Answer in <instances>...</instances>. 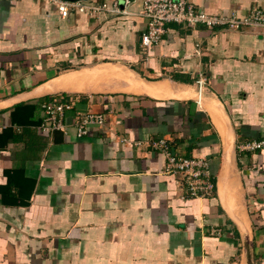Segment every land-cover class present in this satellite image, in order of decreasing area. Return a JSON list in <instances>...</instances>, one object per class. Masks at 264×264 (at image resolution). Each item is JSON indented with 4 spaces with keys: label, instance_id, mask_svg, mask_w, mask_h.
<instances>
[{
    "label": "crops",
    "instance_id": "0c3cea01",
    "mask_svg": "<svg viewBox=\"0 0 264 264\" xmlns=\"http://www.w3.org/2000/svg\"><path fill=\"white\" fill-rule=\"evenodd\" d=\"M81 1L106 8L0 0V264H264V149H238L264 138V25L172 23L144 45V0ZM53 96L73 102L65 130L41 127ZM76 110L104 127L78 136ZM159 139L209 161L211 197L186 196Z\"/></svg>",
    "mask_w": 264,
    "mask_h": 264
},
{
    "label": "built area",
    "instance_id": "2783aa9c",
    "mask_svg": "<svg viewBox=\"0 0 264 264\" xmlns=\"http://www.w3.org/2000/svg\"><path fill=\"white\" fill-rule=\"evenodd\" d=\"M57 4L59 13L68 17L73 11L95 12L105 9V5L88 4L81 0H48ZM115 9L120 10L118 7ZM141 15L148 19L147 30L142 34V43L151 45L158 43L168 26L172 23L187 27L203 25L212 29L244 30L258 25H264V9L254 7L245 16L236 13H208L199 9L191 0H144ZM207 77L201 74L198 83L201 104L203 91L206 88ZM45 116L41 123L43 130H65L64 116L74 108L73 102L64 98H54L43 104ZM74 126L78 136L88 133L91 126L104 127L106 115L92 110H76L73 116ZM127 141V139H124ZM129 141V139H128ZM140 142H137L139 144ZM156 149L166 155V171L173 173L179 184L185 188L188 197L209 198L214 194L215 181L210 171L209 161L205 157H185L170 150L167 139L152 142ZM238 149L244 152H253L264 149V138L249 140L239 144Z\"/></svg>",
    "mask_w": 264,
    "mask_h": 264
},
{
    "label": "trees",
    "instance_id": "16d2710c",
    "mask_svg": "<svg viewBox=\"0 0 264 264\" xmlns=\"http://www.w3.org/2000/svg\"><path fill=\"white\" fill-rule=\"evenodd\" d=\"M53 97H54V98H57L56 96H53ZM53 97H49V98H51V99H52Z\"/></svg>",
    "mask_w": 264,
    "mask_h": 264
},
{
    "label": "bare ground",
    "instance_id": "6f19581e",
    "mask_svg": "<svg viewBox=\"0 0 264 264\" xmlns=\"http://www.w3.org/2000/svg\"><path fill=\"white\" fill-rule=\"evenodd\" d=\"M193 157V156H192ZM36 203V202H35ZM40 203V202H39ZM15 206V205H14ZM56 238V237H55Z\"/></svg>",
    "mask_w": 264,
    "mask_h": 264
}]
</instances>
